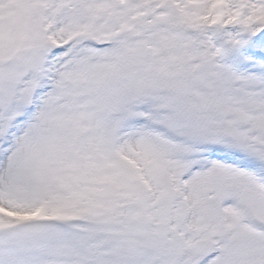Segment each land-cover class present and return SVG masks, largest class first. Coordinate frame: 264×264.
Wrapping results in <instances>:
<instances>
[{"label": "snow or ice", "instance_id": "snow-or-ice-1", "mask_svg": "<svg viewBox=\"0 0 264 264\" xmlns=\"http://www.w3.org/2000/svg\"><path fill=\"white\" fill-rule=\"evenodd\" d=\"M0 264H264V0H0Z\"/></svg>", "mask_w": 264, "mask_h": 264}]
</instances>
